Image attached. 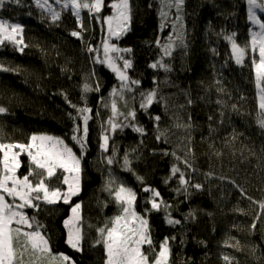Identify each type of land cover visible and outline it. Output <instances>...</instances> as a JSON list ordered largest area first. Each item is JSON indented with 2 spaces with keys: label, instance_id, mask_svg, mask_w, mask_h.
I'll return each mask as SVG.
<instances>
[{
  "label": "trees",
  "instance_id": "trees-1",
  "mask_svg": "<svg viewBox=\"0 0 264 264\" xmlns=\"http://www.w3.org/2000/svg\"><path fill=\"white\" fill-rule=\"evenodd\" d=\"M118 2L104 0L100 13L82 9L84 30L71 11L53 22L34 0H5L0 7V19L20 24L29 45L23 53L11 44L0 46V65L11 69L0 71V107L7 109L0 114V142L28 143L34 134L50 135L64 140L80 158L81 192L72 203L82 204L83 251L65 243L63 221L71 215V205L42 206L39 213L28 209L29 215L44 225L57 253L69 255L75 264H105L103 245L93 246L96 229L120 212L114 191L110 194L106 185L114 190L123 184L136 193L134 209L148 220L156 249L169 238V264H227L225 256L233 258L231 264H264V223L255 219H264L259 208L264 201V129L259 126L252 63L246 59L237 64L227 39L231 36L237 44L248 39L247 0H184L179 8L175 0H129L128 30L112 41L120 49H131L119 56L132 61L127 75L139 81L124 90V100L111 95L121 82L97 59L108 34L104 20L115 14L112 4ZM169 37L174 46L166 55L162 46ZM85 85L95 90L86 92ZM153 90L159 102L142 109L141 93ZM113 99L120 112L136 113L128 120L119 115L117 122L130 126L115 131L108 124ZM83 107L91 111L82 149L72 137L82 134L74 129L83 128L77 110ZM133 126L142 127L144 134ZM105 135L107 151L101 148ZM125 154L131 171L123 165ZM109 158L114 160L111 165ZM20 159L22 176L29 161L25 155ZM185 159L193 168L185 166ZM173 166L201 189L181 185ZM63 177L57 171L48 183L65 189ZM110 180L115 184L109 185ZM145 188L158 191L157 202L171 207L161 203L159 211L152 209L148 201L153 193ZM169 219L181 223L170 224Z\"/></svg>",
  "mask_w": 264,
  "mask_h": 264
},
{
  "label": "snow or ice",
  "instance_id": "snow-or-ice-1",
  "mask_svg": "<svg viewBox=\"0 0 264 264\" xmlns=\"http://www.w3.org/2000/svg\"><path fill=\"white\" fill-rule=\"evenodd\" d=\"M9 2L19 3V0H9ZM57 4H61L62 0H55ZM184 0H175V6L179 8ZM5 4V0H0V7ZM39 7L44 8L50 13L51 20L57 22L61 19V13L56 11L49 3L44 0L43 4L39 3ZM249 4V19L258 24L260 31L253 32L251 35V49L253 53L258 50V59L253 57L252 66L255 73V82L258 89L259 97V126L264 129V22L257 19L254 8H259L264 11V3H257V0H248ZM63 8H70L72 15L77 19V23L81 30H84V25L81 20V10L87 9L89 13H100L104 7V0H63ZM115 9V14L105 18L104 23L107 24L109 39H119L126 31L127 25L131 20V10L129 0H119L118 3L112 4ZM167 15V13H162ZM24 29L20 24L9 23V21L0 19V46L7 44L13 45L21 53L24 49L29 47L25 42ZM71 35L78 39H82L81 33L72 31ZM183 43V38L178 37ZM232 43V53L236 59L237 64H242L247 52L246 47H241L236 43L233 37H227ZM174 46L172 37L168 38V43L163 45V51L166 55L171 54V49ZM90 52L93 49H88ZM131 52V49H120L115 44H110L108 41L104 42V60L101 63L107 66L116 73L120 80V90L116 88L112 90L113 97L119 96L124 100V90H130V84H139L137 80H130L127 75V69L132 67V61L126 58L123 59V66L118 67L117 62L110 53ZM151 67L156 68L157 64H152ZM168 71L165 64H161ZM11 69L0 65V71L7 72ZM98 89V86H97ZM95 89L89 88L85 85V91H92ZM158 93L153 90L147 93H141L140 107L147 109L154 102H159ZM220 103V101H217ZM74 108L76 105H72ZM235 108V105H233ZM83 119L82 130L77 127L74 132L82 131V134L73 135L80 147L84 148V142L88 135V120L87 113L91 109L87 107L78 108ZM6 108L0 107V114L5 113ZM112 116L108 120V124L112 131L117 128H124L130 126L117 122V117L123 115L125 120L129 117L135 119L136 113L134 110L122 113L117 108L115 99L111 102ZM223 115V113H221ZM156 121L160 120L159 116L154 117ZM211 119V118H210ZM177 127H184L185 129L191 125H177ZM133 130L144 134L142 127L133 126ZM166 135V133H164ZM190 139V136L187 137ZM160 139V136H157ZM235 139V135L233 136ZM109 137L103 136V143L101 148L104 151L108 150ZM192 150L189 148L188 152ZM0 264H75V261L65 253H57L52 244L50 237L44 229V225L40 223L35 215H29L28 209L39 213L42 206H53L60 202L71 205V215L63 221L66 229L65 243L74 251L82 252L83 243L85 240V232L83 225L82 204L72 203V198L76 197L81 192V160L73 152L72 148L65 144L64 140L50 136V135H32L28 143L20 142H0ZM22 154H26L29 161V170L27 174L18 175V170L22 167L20 159ZM167 154V153H166ZM219 153H217L218 155ZM175 155V153H172ZM187 155V153H186ZM180 159V157H177ZM107 163L109 165L114 163V160L109 158ZM131 161L129 156L125 154L123 158V165L126 169L131 171L129 167ZM187 168H193V164L187 159L184 160ZM60 169L65 175L62 183L67 186L66 190L60 187H52L48 181L56 175L57 170ZM195 170V169H193ZM179 173V182L183 186H189L190 181L185 178L184 173L177 167L173 166L172 174ZM142 179V178H141ZM115 184L114 180L109 181V185ZM195 189H201L202 185H190ZM110 194L114 191V200L120 208L119 214L113 216L110 221L106 222L103 227L96 229L98 239L93 246L102 244L105 252V264H169L171 257V247L169 238H165L159 244L158 250L154 245L151 237L148 220L138 214L134 209V202L136 200V193L123 184L116 185L115 189L106 185ZM146 192L151 191L153 198L148 202L152 209L159 211L160 204L163 203L165 209L171 207L164 201L157 202L160 193L155 189L145 188ZM179 191V189L177 190ZM244 195V193H241ZM184 195H189L187 187L184 188ZM248 199H252L248 197ZM256 203V201H252ZM259 208L264 212V201L259 202ZM191 215V214H190ZM167 218V217H166ZM255 219H264L260 216ZM170 224H180L179 220L169 219ZM256 223L251 225L252 229L256 228ZM91 227V225H89ZM171 239H174L171 238ZM147 245V248H145ZM233 246V245H228ZM236 247H239L237 242ZM255 249H253V252ZM227 264H231L233 258L224 257Z\"/></svg>",
  "mask_w": 264,
  "mask_h": 264
},
{
  "label": "rangeland",
  "instance_id": "rangeland-1",
  "mask_svg": "<svg viewBox=\"0 0 264 264\" xmlns=\"http://www.w3.org/2000/svg\"><path fill=\"white\" fill-rule=\"evenodd\" d=\"M44 0H39V3L40 4H43ZM48 3L56 10V11H59L60 13H62L63 11H71L70 8H63V0L61 2V4H57L55 2V0H53L52 2H49L48 0ZM257 3L259 4V1L257 0ZM34 5L40 9L41 11H43L45 14L48 15V17L51 19V16H50V13L48 11H46L44 8L42 7H39L38 4H37V0H34ZM253 11L255 12V15L257 17V19L261 20V16H264V11H261L259 8H254ZM247 12H248V22H249V25H250V31H249V36H248V39L243 42V44H238L240 45L241 47H246L247 48V52H246V55L244 57V60L248 59L251 63H252V59L253 57L257 58L258 59V50L256 53H253L252 52V49H251V35L253 32H259L260 29H259V26L258 24H254L250 19H249V4H248V0H247ZM81 20H82V10H81ZM76 18V17H75ZM77 20V19H76ZM262 22V21H261ZM79 26V25H78ZM107 26V24H106ZM107 30V28H106ZM127 30H128V25H127ZM107 33H108V30H107ZM126 33V32H125ZM106 39L105 41H108V43L110 44H113L112 41H115L116 38H111L109 39V34H107L106 36ZM110 55L113 57V59L116 60L117 62V66L118 64H120V66L118 67H121L123 66V59L119 56V53H110ZM97 59L99 61H103L104 60V46L100 52L99 55H97ZM105 64V63H104ZM107 66V64H105ZM122 65V66H121ZM108 67V66H107ZM253 73H254V68H253ZM116 74V73H115ZM117 77V76H116ZM254 81H255V73H254ZM255 91H256V102H257V105H258V110L259 112L261 111L260 108H259V97L257 95L258 93V89L256 87V82H255ZM66 144V143H65ZM22 155H25L27 157L26 154H22ZM57 171H62L60 169H58ZM63 172V171H62ZM64 173V172H63ZM65 175H69L67 173H64V176ZM67 186L65 185V190H66ZM74 198V197H73Z\"/></svg>",
  "mask_w": 264,
  "mask_h": 264
}]
</instances>
